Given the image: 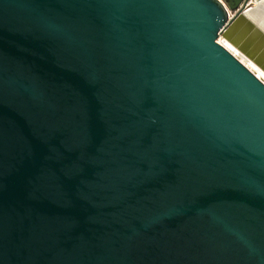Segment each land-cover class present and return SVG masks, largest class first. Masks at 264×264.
<instances>
[{
	"label": "water",
	"instance_id": "water-1",
	"mask_svg": "<svg viewBox=\"0 0 264 264\" xmlns=\"http://www.w3.org/2000/svg\"><path fill=\"white\" fill-rule=\"evenodd\" d=\"M249 5L0 0V264H264Z\"/></svg>",
	"mask_w": 264,
	"mask_h": 264
},
{
	"label": "bare ground",
	"instance_id": "bare-ground-1",
	"mask_svg": "<svg viewBox=\"0 0 264 264\" xmlns=\"http://www.w3.org/2000/svg\"><path fill=\"white\" fill-rule=\"evenodd\" d=\"M255 1V4H253L254 6L256 5V1L257 0H254ZM252 5V6H253ZM250 7V6H249ZM253 20L255 21V22H257V24L258 25H256V27L261 31L262 29H264V16H262V17H260V18H257V16L255 15L254 17H253ZM260 27L262 28V29H260ZM218 42L220 43V42H222V43H220L222 46H224V48H227V49H230L232 52H234V53H239L237 50H239L238 48H236L235 47V45H233L234 47L233 48H231L230 47V45H229V41H222L221 39H219L218 40ZM231 43V42H230ZM232 44V43H231ZM240 54V53H239ZM237 56V55H236ZM235 56V57H236ZM240 57V56H239ZM241 59H243L245 62H246V64H247V69L252 73V74H254V76L258 79V80H260L263 84H264V74L262 73V71L260 70V69H257V67L252 63V62H250L247 58H245V56H242V58ZM244 63V62H243Z\"/></svg>",
	"mask_w": 264,
	"mask_h": 264
},
{
	"label": "rangeland",
	"instance_id": "rangeland-1",
	"mask_svg": "<svg viewBox=\"0 0 264 264\" xmlns=\"http://www.w3.org/2000/svg\"><path fill=\"white\" fill-rule=\"evenodd\" d=\"M253 4H255V1L254 0H250V7H252V5ZM254 6V5H253ZM260 29H262L261 27H260ZM251 33H252V30L250 31ZM254 35V37H256V36H258L257 34H253ZM253 35H251L252 37H253ZM256 39H257V37H256ZM226 41H228V40H226ZM257 40H255V42H256ZM220 43H222V42H220ZM229 45H230V47L231 48H233L234 46H233V44H231L230 42H229ZM227 49V48H226ZM258 52H257V54L255 55L254 54V56H253V58H247L250 62H252L256 67H257V69H260L261 71H262V73L264 74V70H262V67L260 68L257 64H255L254 62H253V60H255L258 56H259V54L260 53H262L263 52V50H264V45H262V44H259L258 45ZM234 57L236 56V58L240 61V63L241 64H243L245 67L247 66V64H246V62L243 60V59H241L242 58V56L243 55H245V54H242V52L239 54V53H234V52H232L230 49H227ZM237 51H240V50H237ZM263 54H264V52H263ZM240 56V57H239ZM244 62V63H243ZM247 68V67H246Z\"/></svg>",
	"mask_w": 264,
	"mask_h": 264
},
{
	"label": "built area",
	"instance_id": "built-area-1",
	"mask_svg": "<svg viewBox=\"0 0 264 264\" xmlns=\"http://www.w3.org/2000/svg\"><path fill=\"white\" fill-rule=\"evenodd\" d=\"M229 52V51H228ZM236 58V57H235ZM237 59V58H236ZM238 60V59H237ZM239 61V60H238ZM240 62V61H239ZM243 65V64H242Z\"/></svg>",
	"mask_w": 264,
	"mask_h": 264
}]
</instances>
